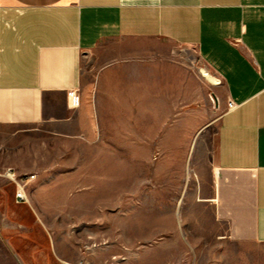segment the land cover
I'll list each match as a JSON object with an SVG mask.
<instances>
[{
    "label": "crops",
    "instance_id": "obj_1",
    "mask_svg": "<svg viewBox=\"0 0 264 264\" xmlns=\"http://www.w3.org/2000/svg\"><path fill=\"white\" fill-rule=\"evenodd\" d=\"M44 135L109 144L96 158L121 192L124 159H158L154 179L179 159L207 252L249 255L264 244V0H0V143ZM0 181V264H77Z\"/></svg>",
    "mask_w": 264,
    "mask_h": 264
},
{
    "label": "rangeland",
    "instance_id": "obj_2",
    "mask_svg": "<svg viewBox=\"0 0 264 264\" xmlns=\"http://www.w3.org/2000/svg\"><path fill=\"white\" fill-rule=\"evenodd\" d=\"M210 98L217 119L224 107ZM106 150L107 143L48 135L0 143V171L11 166L35 174L29 201L55 236L81 248L77 264H264V244H253L249 255L225 256V263L207 252L213 242L199 238V220H185L189 195L179 189V159L171 160L166 179L149 174L158 159H124L121 192L115 160L96 158ZM189 163L182 165L186 179L193 174Z\"/></svg>",
    "mask_w": 264,
    "mask_h": 264
},
{
    "label": "built area",
    "instance_id": "obj_3",
    "mask_svg": "<svg viewBox=\"0 0 264 264\" xmlns=\"http://www.w3.org/2000/svg\"><path fill=\"white\" fill-rule=\"evenodd\" d=\"M235 104L232 101L228 102V108H233ZM0 174L12 180L16 184V198L17 200H27L26 190L29 183L35 178L33 173H17L16 170L8 166Z\"/></svg>",
    "mask_w": 264,
    "mask_h": 264
},
{
    "label": "bare ground",
    "instance_id": "obj_4",
    "mask_svg": "<svg viewBox=\"0 0 264 264\" xmlns=\"http://www.w3.org/2000/svg\"><path fill=\"white\" fill-rule=\"evenodd\" d=\"M201 73L206 77V79L212 81V82H215L217 83L219 80L214 77L207 69L205 68H201L200 69Z\"/></svg>",
    "mask_w": 264,
    "mask_h": 264
}]
</instances>
